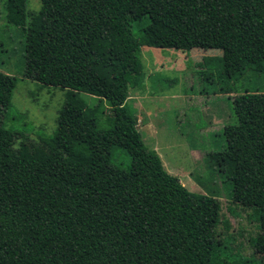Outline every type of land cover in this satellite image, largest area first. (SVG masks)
<instances>
[{"label": "trees", "instance_id": "16d2710c", "mask_svg": "<svg viewBox=\"0 0 264 264\" xmlns=\"http://www.w3.org/2000/svg\"><path fill=\"white\" fill-rule=\"evenodd\" d=\"M3 8L24 35L21 76L62 89L63 103L51 135L25 143L2 126L16 78L0 71V264H260L232 253V236L218 237L217 197L186 189L145 147L128 89L143 84L142 45L218 51L220 68L197 71L233 93L234 123L223 126L213 165L234 197L264 206V92L236 89L243 65L264 60V0H39L36 11L4 0ZM114 149L128 156L126 169L110 164Z\"/></svg>", "mask_w": 264, "mask_h": 264}, {"label": "rangeland", "instance_id": "374dc122", "mask_svg": "<svg viewBox=\"0 0 264 264\" xmlns=\"http://www.w3.org/2000/svg\"><path fill=\"white\" fill-rule=\"evenodd\" d=\"M3 3L0 0V71L15 77L16 82L1 123L23 134L25 143H38V137L51 135L55 128L63 90L21 76L24 35L18 27L5 23ZM38 7L39 0H26V10L36 11ZM149 48L142 45L139 54L142 86L128 89L130 109L145 147L154 149L165 171L176 176L186 189L214 194L220 205L215 229L218 237L232 236V253L251 254L264 264V206L234 197L227 177L216 172L213 165L224 154L222 128L234 123L233 93L221 94L213 78L202 81L193 64L179 55L183 51ZM217 56L206 63V71L218 69ZM179 61L183 66L175 65ZM243 68L237 91L264 92V60ZM213 115L217 116L215 121ZM144 119H153L154 131L143 125ZM104 125L99 122L100 128ZM259 147L264 148V131ZM110 164L126 169L129 158L122 150L114 149Z\"/></svg>", "mask_w": 264, "mask_h": 264}, {"label": "crops", "instance_id": "0c3cea01", "mask_svg": "<svg viewBox=\"0 0 264 264\" xmlns=\"http://www.w3.org/2000/svg\"><path fill=\"white\" fill-rule=\"evenodd\" d=\"M211 54H216V56H217L218 51L210 50V49L200 50V49H196V48H191L186 52L183 51L179 55H181L182 59H185V60L188 59L193 64L194 70H196V71L198 70V72L200 71V72L205 74V73L209 72V71H206L205 68H206V63L209 62V59H207V58H208V56H211ZM156 60H158V59H156ZM175 65L183 66V63L179 61V63H175ZM218 68H220V67H218ZM211 79L212 78H210V80ZM182 96H184V94ZM129 97L130 96L128 95V98ZM149 114L150 113L148 111H146V115H149ZM211 119L215 121L217 119V116L213 115L211 117ZM144 122H145V124H143L144 126L146 125L154 131L155 126L153 125V122H154L153 119H150V120L144 119Z\"/></svg>", "mask_w": 264, "mask_h": 264}]
</instances>
